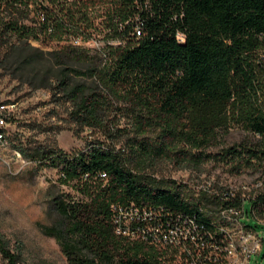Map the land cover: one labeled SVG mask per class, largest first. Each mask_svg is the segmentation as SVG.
Returning a JSON list of instances; mask_svg holds the SVG:
<instances>
[{
	"label": "trees",
	"instance_id": "obj_1",
	"mask_svg": "<svg viewBox=\"0 0 264 264\" xmlns=\"http://www.w3.org/2000/svg\"><path fill=\"white\" fill-rule=\"evenodd\" d=\"M94 3L0 0V42L9 45L10 56L33 68L44 52L29 41L40 36L60 40L77 18L87 22L86 11ZM114 5L113 15L120 20L112 25L111 38L122 44H106L103 54L95 50L92 57L83 56L87 54L82 47L66 45L50 53L57 65L80 75L75 69L68 71L67 60L72 55L78 60L90 58L88 75L107 92L126 90L141 109L165 123L164 141L181 140L194 147L197 153L187 159L196 165L219 158L237 173L263 162L264 0H116ZM134 20L142 25L141 37L134 35ZM7 37L17 39L8 42ZM71 76L62 77L60 92L75 100L77 121L93 126L103 98L85 93L81 85L71 86ZM234 127L260 141L233 146L217 156L204 154L219 131ZM165 142L134 140L128 156L101 143H89L72 155L40 147L16 148L32 163L59 168L63 181L80 184L87 198L80 202L55 198L52 207L57 219L47 235L57 240L72 264H97L88 255L84 258V251L99 256L100 264H158L154 249L116 234L114 207H164L206 220L199 211L201 200L189 197L186 186L139 174L140 167L173 153L175 148ZM253 205L264 208V195ZM0 250L10 264L19 263V255L7 250L1 237Z\"/></svg>",
	"mask_w": 264,
	"mask_h": 264
},
{
	"label": "rangeland",
	"instance_id": "obj_2",
	"mask_svg": "<svg viewBox=\"0 0 264 264\" xmlns=\"http://www.w3.org/2000/svg\"><path fill=\"white\" fill-rule=\"evenodd\" d=\"M94 2L95 7L86 11L87 22L81 23L77 18L75 24L70 25V32L84 29L88 34L89 40H85L82 48L87 54L83 56L89 57L95 56L97 49L104 50L109 29L120 20L113 15L116 0ZM112 16L114 19L110 21ZM24 23L31 24L30 21ZM16 39L7 37L5 40L14 42ZM70 40L66 35L54 41L44 36L30 40L33 47L44 52L43 56L39 54L41 60L33 68L23 66L20 57L10 56L9 45L0 42V131L4 135L0 143V237L7 250L19 255L20 264H72L57 240L47 235L57 219L52 207L55 198L66 202L87 198L79 190L80 184L63 181L59 168L32 163L17 147L48 148L72 155L84 150L89 143H101L128 156L134 140L145 139L154 144L166 141L168 148H175L173 153L140 167L139 174L186 186V194L193 198L200 188L207 186L218 191L230 189L245 198L264 195V161L254 162V168L244 167L237 173L232 164L219 158L196 165L187 159L197 153L194 147L181 140L164 141L162 125L165 123L141 109L126 90L118 88L107 92L88 75L90 58L78 60L72 55L67 60L68 71L75 69L80 75L63 71L64 67L57 65L50 53L70 45ZM69 74H72L71 86L81 85L85 93L96 92L103 98L98 122L93 126L77 121L75 100L68 92H60L61 79ZM259 141L249 132L234 127L219 131L212 145L203 152L217 156L233 146ZM251 225L255 227L254 223ZM81 255L84 258L88 255L97 264L102 262L93 252L84 251ZM251 264H264V248L260 257H252Z\"/></svg>",
	"mask_w": 264,
	"mask_h": 264
},
{
	"label": "built area",
	"instance_id": "obj_3",
	"mask_svg": "<svg viewBox=\"0 0 264 264\" xmlns=\"http://www.w3.org/2000/svg\"><path fill=\"white\" fill-rule=\"evenodd\" d=\"M132 24L134 35L141 37V23L134 20ZM83 30L66 35L71 38L70 45H86L89 36ZM108 33L106 44H122L121 39L111 38V28ZM178 39L185 41L182 34ZM260 196L245 198L230 189L202 187L195 199L201 200L199 211L206 220L164 207H114L115 231L154 249L159 254L158 264H251L252 257H260L264 248V208L253 205ZM0 264H10L1 250Z\"/></svg>",
	"mask_w": 264,
	"mask_h": 264
}]
</instances>
